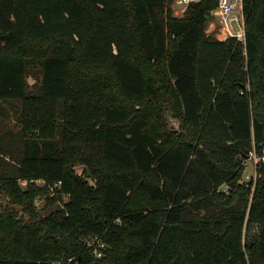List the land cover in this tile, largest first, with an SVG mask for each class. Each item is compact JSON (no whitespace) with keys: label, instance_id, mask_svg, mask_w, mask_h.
Returning <instances> with one entry per match:
<instances>
[{"label":"trees","instance_id":"trees-1","mask_svg":"<svg viewBox=\"0 0 264 264\" xmlns=\"http://www.w3.org/2000/svg\"><path fill=\"white\" fill-rule=\"evenodd\" d=\"M174 1L0 0V264H264V0Z\"/></svg>","mask_w":264,"mask_h":264},{"label":"built area","instance_id":"built-area-1","mask_svg":"<svg viewBox=\"0 0 264 264\" xmlns=\"http://www.w3.org/2000/svg\"><path fill=\"white\" fill-rule=\"evenodd\" d=\"M193 1L199 0H175L178 4H181L179 10L184 13L188 5ZM178 13V12H177ZM214 19L209 23L208 32L214 34L218 39L225 40L229 37H237L241 40H245L246 37V24L245 16L243 12V0H219L217 7L213 10ZM255 165L256 169L259 163H264V149L262 152H258L256 149L251 150L248 156ZM61 181L57 184L59 185ZM89 244L96 243L94 248L95 254L98 257L103 255L102 247L105 246V242L97 236L88 241ZM72 258H69L65 264H77L72 262ZM53 264H64L62 261H55Z\"/></svg>","mask_w":264,"mask_h":264},{"label":"rangeland","instance_id":"rangeland-1","mask_svg":"<svg viewBox=\"0 0 264 264\" xmlns=\"http://www.w3.org/2000/svg\"><path fill=\"white\" fill-rule=\"evenodd\" d=\"M180 7H181V4H178L175 1L172 3V8H173L174 13L176 15H179V16L183 14V12H181L179 10ZM208 29H209V27H208ZM208 29H207V31H208ZM29 82L31 84L34 82V78L32 76L29 77ZM11 115H12L11 126L14 127V130H17L14 112H12ZM166 117H167V121H168L170 127H172L173 129H176V130L180 129V123L177 120V118L173 117L171 110L167 109ZM243 167H244V169H243L241 182L250 183L252 181H255L257 176H258L256 165L251 160H249L248 157L243 161ZM77 170L80 173H82V166L78 165ZM38 182L41 183L42 180L39 179ZM25 184H26V182L22 181V185L24 186ZM67 199H68L67 195L64 196V200H67ZM36 205H37V208L42 210L43 214H47L52 209V206H48V202L45 201L44 196H40L36 199ZM7 207L16 208L20 211V213H23L21 210V206L12 203L10 197L3 190V188L1 187V184H0V213H2ZM23 214L25 215V212Z\"/></svg>","mask_w":264,"mask_h":264},{"label":"water","instance_id":"water-1","mask_svg":"<svg viewBox=\"0 0 264 264\" xmlns=\"http://www.w3.org/2000/svg\"><path fill=\"white\" fill-rule=\"evenodd\" d=\"M173 115V114H172ZM178 120V119H177ZM179 121V120H178ZM179 123H180V121H179ZM180 126H181V124H180Z\"/></svg>","mask_w":264,"mask_h":264}]
</instances>
